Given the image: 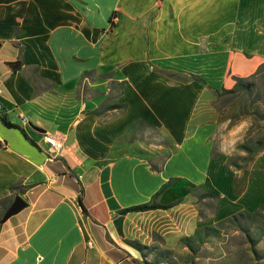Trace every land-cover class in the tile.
<instances>
[{
    "label": "crops",
    "instance_id": "obj_1",
    "mask_svg": "<svg viewBox=\"0 0 264 264\" xmlns=\"http://www.w3.org/2000/svg\"><path fill=\"white\" fill-rule=\"evenodd\" d=\"M252 61L264 62V0H0V107L36 142L0 122V264H145L135 245L196 229L199 189L219 194V217L254 209L214 182L233 176L213 156L204 71L241 77ZM182 179L191 199L167 189ZM16 196L27 206L3 220ZM143 204L156 207L121 214Z\"/></svg>",
    "mask_w": 264,
    "mask_h": 264
},
{
    "label": "rangeland",
    "instance_id": "obj_2",
    "mask_svg": "<svg viewBox=\"0 0 264 264\" xmlns=\"http://www.w3.org/2000/svg\"><path fill=\"white\" fill-rule=\"evenodd\" d=\"M255 63L252 61L251 70L246 68L252 72L241 77L223 67L204 71L210 85L217 87L211 88L218 112L213 156L220 157L233 176L228 185L222 179L214 182L222 193L226 187L233 188L234 208L258 204L252 210L219 217V194L197 190L200 208L196 229L176 246L153 245L141 250L145 264H264V62L253 69ZM167 189L191 199L195 185L184 179L171 180ZM242 192L243 198L237 199Z\"/></svg>",
    "mask_w": 264,
    "mask_h": 264
},
{
    "label": "trees",
    "instance_id": "obj_3",
    "mask_svg": "<svg viewBox=\"0 0 264 264\" xmlns=\"http://www.w3.org/2000/svg\"><path fill=\"white\" fill-rule=\"evenodd\" d=\"M19 63H15L14 66L18 68ZM0 122L7 128H12V129H17L19 130V132L21 133V135L25 138V140L29 141L32 145L36 146V142L31 139L26 131L23 129V127H21L18 124L12 123L8 120V118L6 117L5 111L2 110V108L0 107ZM56 169L53 170V172L58 175L59 177H63V176H72V174L70 172H66L65 169H63L61 167V164L58 163V165H55ZM79 205L81 206V204L79 203ZM155 205L153 204H143V205H139V206H135V207H131L128 209H125L124 211L121 212V214H124L126 212H130V211H146V210H152L155 209ZM135 248L138 249L139 251H143V249L145 250L146 247L143 246H139V245H135Z\"/></svg>",
    "mask_w": 264,
    "mask_h": 264
},
{
    "label": "water",
    "instance_id": "obj_4",
    "mask_svg": "<svg viewBox=\"0 0 264 264\" xmlns=\"http://www.w3.org/2000/svg\"><path fill=\"white\" fill-rule=\"evenodd\" d=\"M154 71L162 74L164 77L171 81L175 82H180L183 83L185 82L187 75L175 70H165V69H159V68H154ZM27 206V202L21 198L20 196H16L11 203L10 207L4 214L3 220H7L11 216L19 213L22 209H24Z\"/></svg>",
    "mask_w": 264,
    "mask_h": 264
},
{
    "label": "built area",
    "instance_id": "obj_5",
    "mask_svg": "<svg viewBox=\"0 0 264 264\" xmlns=\"http://www.w3.org/2000/svg\"><path fill=\"white\" fill-rule=\"evenodd\" d=\"M59 137L52 136V135H45L44 140L46 144L49 146L51 150L57 151L59 148ZM55 182V177L50 179V183L53 184Z\"/></svg>",
    "mask_w": 264,
    "mask_h": 264
}]
</instances>
